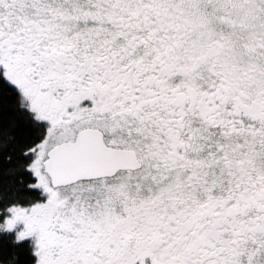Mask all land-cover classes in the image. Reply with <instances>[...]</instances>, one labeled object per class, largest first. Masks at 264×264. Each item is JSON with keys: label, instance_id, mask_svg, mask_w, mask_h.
Returning <instances> with one entry per match:
<instances>
[{"label": "snow or ice", "instance_id": "obj_1", "mask_svg": "<svg viewBox=\"0 0 264 264\" xmlns=\"http://www.w3.org/2000/svg\"><path fill=\"white\" fill-rule=\"evenodd\" d=\"M0 264H264V0H0Z\"/></svg>", "mask_w": 264, "mask_h": 264}]
</instances>
